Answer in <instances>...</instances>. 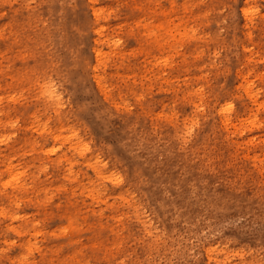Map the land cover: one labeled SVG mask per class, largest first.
Listing matches in <instances>:
<instances>
[{
  "label": "rangeland",
  "instance_id": "1",
  "mask_svg": "<svg viewBox=\"0 0 264 264\" xmlns=\"http://www.w3.org/2000/svg\"><path fill=\"white\" fill-rule=\"evenodd\" d=\"M0 212V264H264V0H0Z\"/></svg>",
  "mask_w": 264,
  "mask_h": 264
},
{
  "label": "bare ground",
  "instance_id": "2",
  "mask_svg": "<svg viewBox=\"0 0 264 264\" xmlns=\"http://www.w3.org/2000/svg\"><path fill=\"white\" fill-rule=\"evenodd\" d=\"M247 11V10H246ZM252 94V93H251ZM250 96H252V95H250ZM225 110V109H224ZM1 213V212H0Z\"/></svg>",
  "mask_w": 264,
  "mask_h": 264
}]
</instances>
